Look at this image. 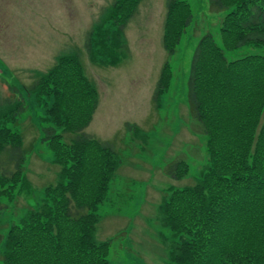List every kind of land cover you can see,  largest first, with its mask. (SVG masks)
Returning a JSON list of instances; mask_svg holds the SVG:
<instances>
[{
	"label": "trees",
	"instance_id": "trees-1",
	"mask_svg": "<svg viewBox=\"0 0 264 264\" xmlns=\"http://www.w3.org/2000/svg\"><path fill=\"white\" fill-rule=\"evenodd\" d=\"M207 1L221 16L219 27L197 44L187 96L206 155L194 186L165 193L159 235L170 244L167 264H264V54L227 55L264 46V0ZM141 2L114 0L108 7L87 36L94 63L119 67L128 58L125 28ZM166 10L163 47L171 58L194 14L187 0H166ZM173 77L167 60L153 96L158 108ZM9 89L13 96L0 109V264H110L114 238L97 239L98 210L122 159L115 142L85 133L99 95L80 56L61 57L34 85ZM29 98L44 111L41 140L61 168L56 184L40 194L27 177L28 150L18 130ZM126 132L131 140L147 137L130 123ZM66 133L77 137L64 142ZM163 167L173 180L191 175L185 159ZM19 199L26 208H17Z\"/></svg>",
	"mask_w": 264,
	"mask_h": 264
},
{
	"label": "rangeland",
	"instance_id": "rangeland-1",
	"mask_svg": "<svg viewBox=\"0 0 264 264\" xmlns=\"http://www.w3.org/2000/svg\"><path fill=\"white\" fill-rule=\"evenodd\" d=\"M187 1L194 22L173 57L163 47L166 0H142L125 28L128 58L119 67H104L92 61L86 40L114 0H0V109L13 96L9 86L34 85L69 55L80 56L86 77L98 91L99 106L85 133L115 142L122 159L109 199L98 210L103 218L97 239L114 238L110 264H167L170 244L159 235L160 204L171 187L194 186L204 164L206 138L191 124L188 80L199 40L208 31L216 32L221 16L210 11L207 0ZM244 54H264V46L227 53L230 59ZM167 60L174 77L158 108L153 96ZM28 105L18 130L28 150L27 177L40 194L56 184L61 168L41 140L43 109L31 98ZM127 123L147 137L131 140ZM76 137L66 133L62 141L71 143ZM173 159L191 165L190 177L178 181L164 174L163 166ZM26 207L19 199L17 208Z\"/></svg>",
	"mask_w": 264,
	"mask_h": 264
}]
</instances>
